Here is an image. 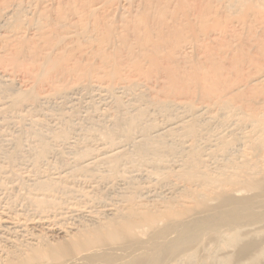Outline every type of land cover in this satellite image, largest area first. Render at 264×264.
I'll list each match as a JSON object with an SVG mask.
<instances>
[{
  "label": "bare ground",
  "instance_id": "obj_1",
  "mask_svg": "<svg viewBox=\"0 0 264 264\" xmlns=\"http://www.w3.org/2000/svg\"><path fill=\"white\" fill-rule=\"evenodd\" d=\"M261 239L264 0H0V264H264Z\"/></svg>",
  "mask_w": 264,
  "mask_h": 264
},
{
  "label": "rangeland",
  "instance_id": "obj_2",
  "mask_svg": "<svg viewBox=\"0 0 264 264\" xmlns=\"http://www.w3.org/2000/svg\"><path fill=\"white\" fill-rule=\"evenodd\" d=\"M263 241H264V239H261V242H262V243H264ZM263 262H264V261H263Z\"/></svg>",
  "mask_w": 264,
  "mask_h": 264
}]
</instances>
